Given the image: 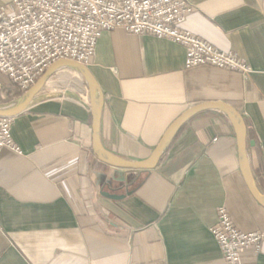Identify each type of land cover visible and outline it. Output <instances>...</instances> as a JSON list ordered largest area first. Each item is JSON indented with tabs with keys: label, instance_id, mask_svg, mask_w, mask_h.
<instances>
[{
	"label": "crops",
	"instance_id": "0c3cea01",
	"mask_svg": "<svg viewBox=\"0 0 264 264\" xmlns=\"http://www.w3.org/2000/svg\"><path fill=\"white\" fill-rule=\"evenodd\" d=\"M189 1L195 11L184 28L237 53L253 73L186 69L180 45L105 32L89 66L104 94L102 144L144 161L188 109L225 102L244 117L254 143L250 164L264 192V0ZM62 94L38 98L12 118L22 155L0 152V264H225L210 231L220 207L241 231L264 234V207L244 181L237 137L223 113L196 115L155 169L134 172L98 161L89 106ZM129 191L118 201L103 195ZM244 264H264V241L260 253L246 251Z\"/></svg>",
	"mask_w": 264,
	"mask_h": 264
},
{
	"label": "built area",
	"instance_id": "2783aa9c",
	"mask_svg": "<svg viewBox=\"0 0 264 264\" xmlns=\"http://www.w3.org/2000/svg\"><path fill=\"white\" fill-rule=\"evenodd\" d=\"M194 11L189 0H9L0 6V75L24 94L56 61L89 67L102 34L123 29L182 46L186 69L209 66L248 78L253 69L245 59L184 28ZM11 126L12 118L0 117V152L22 155ZM210 231L225 264H244L246 251L260 253L264 241L263 233L241 231L225 207Z\"/></svg>",
	"mask_w": 264,
	"mask_h": 264
},
{
	"label": "water",
	"instance_id": "95a60500",
	"mask_svg": "<svg viewBox=\"0 0 264 264\" xmlns=\"http://www.w3.org/2000/svg\"><path fill=\"white\" fill-rule=\"evenodd\" d=\"M73 69L81 74L86 81L90 91V99L84 95L72 91H67L65 97L73 99L82 105L89 106L92 114V150L98 161L110 167L134 171L145 172L155 169L161 162L165 152L174 141L181 129L196 115L208 110H215L223 113L234 128L237 141L238 153L240 161V170L243 175L244 181L255 200L264 207V192L260 190L257 185L255 175L252 171L248 156V147L254 146L253 142H248L247 126L242 114L232 105L225 102H209L204 103L188 109L178 119H176L171 126L167 129L162 139L156 146L151 156L140 162H133L124 159L108 151L102 144L100 137V125L102 119V111L104 107V94L100 88L98 81L89 67L70 60H59L53 63L45 73L37 80L27 92H25L15 102L9 104H0V117L13 118L28 110L31 105L39 98L38 95L48 84L53 75L63 69ZM62 93L48 96L46 98H63ZM133 191L126 194H111L108 192L103 193L105 197L112 200H123L129 196Z\"/></svg>",
	"mask_w": 264,
	"mask_h": 264
},
{
	"label": "rangeland",
	"instance_id": "374dc122",
	"mask_svg": "<svg viewBox=\"0 0 264 264\" xmlns=\"http://www.w3.org/2000/svg\"><path fill=\"white\" fill-rule=\"evenodd\" d=\"M3 4H6V3L4 2ZM76 79H77L76 75L71 71H64V70L62 72L59 71L53 75V77L49 81L50 83L48 85H46L45 90H43V92H45V93H47V92H49V93H66L67 92L66 90H63V89L57 90V87L63 88V87H65L64 82H66L68 80H76ZM4 83L9 84L12 89H15V87L12 86V84L8 81V79L5 76L0 75V100L1 101H3L6 98V96L1 93V89H2ZM81 84H82L81 85L82 86V94L83 95L88 94L86 81L83 78H81ZM55 86H57V87H55ZM0 104H2V103H0Z\"/></svg>",
	"mask_w": 264,
	"mask_h": 264
},
{
	"label": "bare ground",
	"instance_id": "6f19581e",
	"mask_svg": "<svg viewBox=\"0 0 264 264\" xmlns=\"http://www.w3.org/2000/svg\"><path fill=\"white\" fill-rule=\"evenodd\" d=\"M64 71H71L73 72L75 75H76V80H68L66 82H64V86L63 88H59L57 86V90H60V89H63V90H66V91H72V92H76V93H80L82 94V84H81V78H83L81 76V74L73 69H63ZM62 71V70H61ZM84 79V78H83ZM51 80V79H50ZM49 83V82H48ZM87 85V84H86ZM46 87V86H45ZM44 87V89H45ZM43 89V90H44ZM43 90L40 92V94L38 95L39 98H46L48 96H52V95H55L56 93H47L45 95L42 94ZM87 91H88V95H89V99H90V91H89V88L87 86ZM83 95V94H82ZM65 98H68V97H65Z\"/></svg>",
	"mask_w": 264,
	"mask_h": 264
},
{
	"label": "trees",
	"instance_id": "16d2710c",
	"mask_svg": "<svg viewBox=\"0 0 264 264\" xmlns=\"http://www.w3.org/2000/svg\"><path fill=\"white\" fill-rule=\"evenodd\" d=\"M1 93L6 96V98L3 101L0 100V103L2 104L12 103L23 95L22 92H20L17 89H12L9 84H5V83L3 84ZM136 186L134 188H136Z\"/></svg>",
	"mask_w": 264,
	"mask_h": 264
}]
</instances>
